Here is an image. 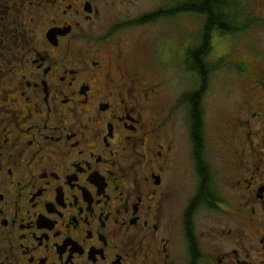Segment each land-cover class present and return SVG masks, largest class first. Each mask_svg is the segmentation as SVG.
<instances>
[{
  "label": "flooded vegetation",
  "instance_id": "af4514ba",
  "mask_svg": "<svg viewBox=\"0 0 264 264\" xmlns=\"http://www.w3.org/2000/svg\"><path fill=\"white\" fill-rule=\"evenodd\" d=\"M167 1L0 0V264H264V66L230 67L220 185L210 82L128 64L122 35Z\"/></svg>",
  "mask_w": 264,
  "mask_h": 264
},
{
  "label": "rangeland",
  "instance_id": "374dc122",
  "mask_svg": "<svg viewBox=\"0 0 264 264\" xmlns=\"http://www.w3.org/2000/svg\"><path fill=\"white\" fill-rule=\"evenodd\" d=\"M160 2L161 0H142L133 9L131 16L154 11ZM251 4L254 14L264 19V0H251ZM201 26L202 19L181 15L143 29L125 32L122 37L130 42L142 41L141 47L131 45L127 55L128 64L140 66L146 74L147 82L162 81L168 84L172 92L177 93L182 90L184 83L186 84L183 72L185 66L182 63L186 59L188 48L198 41ZM212 43L213 62L220 57H226L231 64L261 62L264 66V23L245 34L233 37L219 36V33L215 32ZM237 78V71L230 68L213 73L209 80L210 94L204 103L209 160L220 185L223 181L222 149L225 143L218 133L225 118L233 111L239 112L245 97L236 81Z\"/></svg>",
  "mask_w": 264,
  "mask_h": 264
},
{
  "label": "trees",
  "instance_id": "16d2710c",
  "mask_svg": "<svg viewBox=\"0 0 264 264\" xmlns=\"http://www.w3.org/2000/svg\"><path fill=\"white\" fill-rule=\"evenodd\" d=\"M169 8L173 10L171 14L166 11ZM162 11L165 12L163 18L169 20L181 15L202 19L198 41L188 48L185 65L187 71L202 72L206 82L213 73L232 66L227 58H219L216 62L211 59L213 34L218 32L223 37L238 36L264 23L262 17L254 14L251 0H168ZM160 17L159 11L153 12L142 17L140 23H157ZM204 68L208 71L207 75Z\"/></svg>",
  "mask_w": 264,
  "mask_h": 264
}]
</instances>
